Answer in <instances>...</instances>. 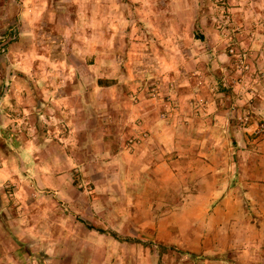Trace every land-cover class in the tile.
I'll return each mask as SVG.
<instances>
[{"label": "rangeland", "instance_id": "obj_1", "mask_svg": "<svg viewBox=\"0 0 264 264\" xmlns=\"http://www.w3.org/2000/svg\"><path fill=\"white\" fill-rule=\"evenodd\" d=\"M87 3V0H0V168L7 161L16 164L18 157L26 153L32 156L30 161L23 158L19 163L22 166L16 168L13 181L0 176V264H66L60 259L62 253L69 255L75 248L83 250L82 264H107L105 259L116 248L118 254L134 255L130 264H159L162 258H158V247L170 238L174 247L195 255H184L181 261L169 256L162 264H264V71L258 67V62L264 60V43L260 49L256 48L258 29L263 23H238L231 11L237 7L236 2L231 5L228 0H213V22L218 44L230 57L232 67L219 73L203 67L196 70L194 60L188 57L184 63L186 83L179 80L180 86L170 85L168 90L162 82L155 80L154 84L166 103L160 111L164 115L161 127L168 132L170 144L172 141L183 143L185 148H172L164 155L169 167L159 173L165 174L168 181H158L145 171L141 182H137L138 191L143 193L137 194L146 197L139 199L144 206H151L158 196L162 203L171 204L168 207L172 212L180 213L177 221L180 230L167 228L169 220L164 218L167 215L152 212L147 219L152 224L144 228L145 233L139 224L131 232L147 248L105 245L107 238L99 241L97 233L92 235L85 229L81 232L85 245L81 247L68 243V239L62 240L61 234L58 240L47 239L45 223L66 213L68 201L62 198L61 191L65 194L71 186L70 193L79 191L88 197L95 194L97 187L103 189L106 183L85 180L76 166L67 169L59 164L58 169L65 170L53 176L54 184L48 168L52 166V150L61 152L59 145L74 137L65 131L64 122L62 127L57 119L47 117L45 106L39 107L41 111L37 114L31 89L26 85L23 90V85L15 83L45 80L50 70L58 74L57 79L63 78L61 72L51 67L52 60H60L67 54V48L63 50L62 34L66 28L72 31L83 26L82 21L71 26L70 19ZM8 33L11 40L4 45L2 41ZM92 40L97 43V39ZM230 46L237 57L228 53ZM242 55L246 56L247 70L240 69ZM204 61L207 59L201 57L199 63ZM194 83L203 91L200 95L207 94L204 98L191 96L195 92L192 91ZM151 87H139L129 95L132 104L138 105L140 95L143 92L149 95ZM33 89L42 90L39 86ZM21 94L24 97L20 101ZM179 96L182 101H178ZM178 109L183 111L180 121ZM131 123L139 132L127 138L125 149L126 153L137 155L136 149L149 139L150 133L137 128L140 126L137 120ZM145 158L150 160L145 156L144 163ZM106 168L112 174L125 173L122 167ZM94 169L96 173H105L103 168ZM84 171L90 172L86 167ZM120 184L125 187L127 183ZM161 190H164L162 194ZM179 206L182 210L175 209ZM30 211L32 221L36 219L41 224L39 232L34 228L26 230ZM144 218L141 215L140 221ZM158 219L166 222L159 229L153 224ZM5 221L9 222V229L4 228ZM119 229L109 225L106 231ZM99 243L103 254L98 250ZM88 257L93 261H88ZM141 260L143 263L137 262ZM113 262L108 264H117Z\"/></svg>", "mask_w": 264, "mask_h": 264}, {"label": "crops", "instance_id": "obj_2", "mask_svg": "<svg viewBox=\"0 0 264 264\" xmlns=\"http://www.w3.org/2000/svg\"><path fill=\"white\" fill-rule=\"evenodd\" d=\"M87 1L84 9L80 12L78 7V15L70 19L71 26L80 21L83 26L79 25L72 31L66 28L62 34L65 38L63 50L67 48V54L60 60H52L51 67L61 72L63 78L57 79L55 76L58 74L50 70L45 80H35L27 84L22 81L15 83L23 85V90L26 85L31 89L30 96L36 103L37 114L41 111L39 107L45 106L47 117L57 119L61 125L64 122L67 128L65 131L74 137L69 142L64 139L67 143L59 145L61 152H53L51 148L52 166L48 167L52 171L51 178L64 173L65 169L63 171L58 169L60 164L67 169L76 166L81 172V178L85 180L106 183L103 189L97 187L99 189L95 194L88 197L86 195L84 197L79 191L70 193L71 186H68L67 193L61 191L62 198H67L68 201L64 210L66 213L62 214L61 218L46 222V228L43 229H46L47 239L58 240L61 234L62 240L68 239V243L71 242L78 247L85 245L81 234L84 229L92 235L97 233L99 241L103 237L107 238L104 239L105 245L146 247L143 241L142 243L131 235L133 226L139 224L145 233L147 229L144 228L152 224L150 219L147 220L148 216L154 212L157 215H167L164 217L169 220L167 228L180 230L178 226L180 222H177L180 220L178 219L180 213L172 212V208L168 207L171 204L162 203V200L158 199L159 196L151 206L142 205L143 201L139 199L143 200L146 197L140 196L143 191H138L137 182H141L145 171L158 181L163 183L168 181L165 174L159 173L165 167H169L164 155L172 148L179 150L185 147L183 143L174 144L172 141L170 144L168 132L161 127L164 115L160 111L164 110L166 105L160 98L162 94H158V98H152L143 92L144 94L139 97V104L135 106L129 95H133L139 87L145 89L146 86L154 85L155 80L162 82L167 90L170 85L180 86L179 80H183V84L186 83L187 67L184 63L188 57L194 60L193 67L196 70L203 67L202 69L207 71L212 69L218 73L225 68H231L232 61L218 44L213 22L215 18L213 0H92L93 3H90L91 0ZM228 1L231 5L236 2L237 7L231 8V11L238 23H263L257 35L256 48L260 49L264 43V0ZM79 13H83V17ZM92 39H97V43ZM201 57L207 61L199 63ZM258 64L264 71V60ZM207 81L213 83V79L210 82V77H207ZM195 85L196 83L192 87V91L195 92L191 96L204 98L207 94L200 95L199 93L203 91L198 90ZM34 86L42 89L40 94L38 93L40 91L36 92L33 89ZM23 97L24 94H21L18 100L21 101ZM178 101H182L181 96L178 97ZM179 114L180 121L183 118L181 116L183 111L179 110ZM188 115L187 113L185 116ZM184 119L187 120L185 117ZM133 120L140 124L137 128L150 133L149 139L136 149L139 151L137 155L128 154L125 149L127 138L139 132L134 129V124L131 123ZM26 154L18 157L16 164H11L10 161L4 163L0 168V176L13 181L16 168H21L22 165L19 163L24 161L23 158L29 161L32 159L31 155ZM145 156H149L150 160L145 158L144 163ZM111 165L115 168L117 166L124 168L125 173L106 172L109 169L106 166ZM85 167L90 170L86 172L87 174L84 171ZM94 167L103 168L105 173H96L93 171ZM156 167L160 170H155ZM54 179L53 177L55 184ZM149 181H152V178ZM121 182L127 183L125 187L123 184L119 185ZM164 187L160 186L162 189ZM163 192L164 190H161V194ZM175 209L182 210L180 206ZM167 212L172 214L168 215ZM141 215H145L146 220L144 218L140 221ZM85 220L89 221V224ZM37 221L36 219L32 221L30 211L26 230L34 228L38 231L41 224ZM7 223L9 224L6 222L7 226L4 228L9 229ZM165 223L160 219L153 222L154 225L157 224L158 229ZM109 225L119 226L120 229L107 232ZM170 241L159 245L157 252L159 260L168 259L169 256H174L173 259L176 261L184 259V255L194 257L195 254L183 253ZM98 246L99 252L103 254L100 243ZM162 247H166V250L159 255ZM117 250L118 248L109 254L105 259L106 263L114 261L118 264L125 261L130 264L134 255L118 254ZM82 253V248H75L69 255L62 253L60 259L63 258L61 261H66V264H82L85 261ZM141 257L144 258V255ZM162 260L159 264H162ZM88 261L93 259L88 257ZM137 262L143 263V260Z\"/></svg>", "mask_w": 264, "mask_h": 264}, {"label": "built area", "instance_id": "obj_3", "mask_svg": "<svg viewBox=\"0 0 264 264\" xmlns=\"http://www.w3.org/2000/svg\"><path fill=\"white\" fill-rule=\"evenodd\" d=\"M228 53L233 56V57H237L236 55V52L234 50V48L232 46H230L229 50H228ZM246 61V56L245 55H242V59L240 60V63H239V66H240V69H244V70H247L248 69V66L247 64L245 63ZM158 87L157 85H153V87L150 88V91H149V95L152 97V98H157L158 96Z\"/></svg>", "mask_w": 264, "mask_h": 264}, {"label": "trees", "instance_id": "obj_4", "mask_svg": "<svg viewBox=\"0 0 264 264\" xmlns=\"http://www.w3.org/2000/svg\"><path fill=\"white\" fill-rule=\"evenodd\" d=\"M11 40V36H10V33H8L6 35V37H4L3 41H2V44L4 43V45H7ZM3 135H6V134H3ZM162 249V250H161ZM160 252H159V255L163 252L164 253V250H166V247H162L160 248ZM171 250H174V249H171Z\"/></svg>", "mask_w": 264, "mask_h": 264}]
</instances>
